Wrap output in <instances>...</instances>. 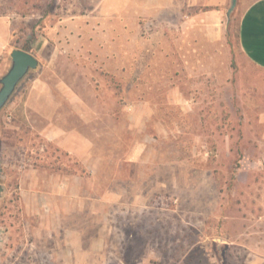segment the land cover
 Returning a JSON list of instances; mask_svg holds the SVG:
<instances>
[{
  "label": "rangeland",
  "instance_id": "obj_1",
  "mask_svg": "<svg viewBox=\"0 0 264 264\" xmlns=\"http://www.w3.org/2000/svg\"><path fill=\"white\" fill-rule=\"evenodd\" d=\"M56 2L31 52L56 46L65 67L55 92L79 96L77 127L90 150L75 161L45 135L5 130L12 117L0 118L8 137L0 224L18 216V174L27 170L76 173L88 211L59 216L78 219V258H45L35 240L33 256L6 263L264 264V69L238 45L242 1L213 17L211 7L180 6L138 22L127 7L126 23L107 24L87 19L118 9L94 5L101 0ZM30 11L23 0H0L16 29ZM70 15L82 19L65 23Z\"/></svg>",
  "mask_w": 264,
  "mask_h": 264
},
{
  "label": "crops",
  "instance_id": "obj_2",
  "mask_svg": "<svg viewBox=\"0 0 264 264\" xmlns=\"http://www.w3.org/2000/svg\"><path fill=\"white\" fill-rule=\"evenodd\" d=\"M101 1L103 2L94 5L118 9L106 11L101 16H88L87 19H99L96 22L107 24L112 21L126 23L128 18L122 9L127 7L135 8L133 14L135 22H138L144 14L147 17H154L163 14L164 10H166V13L169 10L174 13V8L180 6L211 7L212 9L207 11V15L213 17L215 16L213 12L217 15L223 13L229 0ZM241 1L243 9L237 30L239 48L252 64L264 69V0ZM67 17L69 21H64L65 23L75 22L74 19H82L81 16L70 15ZM91 29L94 30L95 28L89 30L91 31ZM101 29L110 30L107 25ZM209 29L215 30L212 26ZM18 35L14 21L10 16L0 15V77L6 73L10 66L11 58L9 54L13 48H16L15 41ZM30 53L38 59L39 64L36 69L27 72L33 74L20 80L21 82L16 85L15 94L4 105L5 110L2 111L3 113L0 112L1 119L5 118L6 112H11L12 122L5 130L25 134V129H30L33 133L45 135L54 146L67 152L68 156H74L75 161L79 158L85 163L87 160L86 155H88L90 149L88 143L82 139L77 127L78 108L74 104L79 102V96L71 94L69 91L64 92L63 89L60 90L62 92L60 94L55 92L56 88L59 90L60 86L57 85L61 83L57 70L65 67L59 65L55 60L59 55V51L52 44L49 51L42 46L39 55L33 52ZM49 71L55 72L53 75L56 77L54 83L49 76ZM63 102L67 103L68 106H63ZM69 115L70 123L68 122ZM1 123L0 143L7 145L8 137L7 135L3 136ZM5 155V157H1V162L4 165L8 161L7 157H9L8 153ZM85 165L89 166V163ZM43 172L45 175L42 176L36 174L37 170L22 171L18 174L20 210L18 208V216L16 217L4 216L9 221V224H5L7 234L3 248V251L6 252L4 264H14V261L6 263L7 257L28 258L31 254L27 253V249L35 246V240H41L40 245L44 250L43 255H45V258H78V219H70V222H64L59 219V216H73L78 215L80 211H88L87 208L79 206L80 194L77 189L79 176L71 171L69 174L62 173V170L55 171V173L50 169ZM40 183L45 187L43 192L37 190ZM28 215L34 218L37 217L38 221L34 219L32 223L24 222V216ZM31 238L33 239L31 240Z\"/></svg>",
  "mask_w": 264,
  "mask_h": 264
},
{
  "label": "water",
  "instance_id": "obj_3",
  "mask_svg": "<svg viewBox=\"0 0 264 264\" xmlns=\"http://www.w3.org/2000/svg\"><path fill=\"white\" fill-rule=\"evenodd\" d=\"M236 0H230L227 13L233 10ZM11 63L6 73L0 77V110L8 101L18 82L29 70L38 67V59L30 52L21 48H13L10 51ZM4 186L0 183V197L3 195Z\"/></svg>",
  "mask_w": 264,
  "mask_h": 264
},
{
  "label": "trees",
  "instance_id": "obj_4",
  "mask_svg": "<svg viewBox=\"0 0 264 264\" xmlns=\"http://www.w3.org/2000/svg\"><path fill=\"white\" fill-rule=\"evenodd\" d=\"M24 4L30 7L31 11L29 20H24V16H21L20 21L18 22L17 31L20 32V35L29 31V37L24 40L22 37H18L15 41V47L21 48L25 51L31 52V43L36 38V35L43 32L44 25L41 23L49 15L53 13L55 7H58L56 0H23ZM30 3V4H29Z\"/></svg>",
  "mask_w": 264,
  "mask_h": 264
},
{
  "label": "built area",
  "instance_id": "obj_5",
  "mask_svg": "<svg viewBox=\"0 0 264 264\" xmlns=\"http://www.w3.org/2000/svg\"><path fill=\"white\" fill-rule=\"evenodd\" d=\"M5 118L7 120L11 119V112H6ZM6 234H7V227L5 224H0V251L3 250L4 245L6 243Z\"/></svg>",
  "mask_w": 264,
  "mask_h": 264
}]
</instances>
